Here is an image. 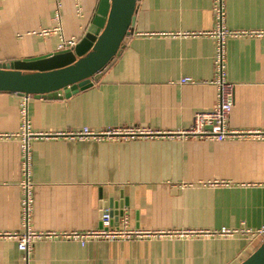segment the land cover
<instances>
[{
  "label": "crops",
  "instance_id": "crops-1",
  "mask_svg": "<svg viewBox=\"0 0 264 264\" xmlns=\"http://www.w3.org/2000/svg\"><path fill=\"white\" fill-rule=\"evenodd\" d=\"M61 1L67 38L96 31L100 0ZM213 3L138 0L133 33L93 84L68 97L29 96L32 129L49 134L31 141L32 227L96 229L109 208L124 212L113 215L115 226L126 216L130 228L154 233L84 246L42 239L30 264H239L260 246L263 239L247 229L264 227V138L70 135L85 126L174 133L211 110L216 41L180 33L213 29ZM55 9L56 0H0V64L62 50L59 34H40L55 25ZM226 9L230 29L264 31V0H226ZM226 51L236 85L229 126L264 133V35L230 37ZM25 96L0 92V264H22L17 240L4 234L22 228Z\"/></svg>",
  "mask_w": 264,
  "mask_h": 264
},
{
  "label": "built area",
  "instance_id": "built-area-1",
  "mask_svg": "<svg viewBox=\"0 0 264 264\" xmlns=\"http://www.w3.org/2000/svg\"><path fill=\"white\" fill-rule=\"evenodd\" d=\"M62 1L56 0V9L54 13L55 25L52 28L42 29L40 34L47 36L52 33L60 35V49H66L77 43L74 37L67 38L63 29ZM213 11L215 16V24L213 29L200 32H184L180 33L185 36H210L216 41L215 47V74L209 82L217 88V103L208 111H197L194 114V120L190 127L181 129L174 133H162L149 131L147 129L133 127H110L102 131H95L88 126L82 127L70 133L74 138L80 140L87 139H113L127 138L138 135H177L179 137H199L210 140L222 141L230 138H241L254 135L258 138H264L262 132H245L239 129H234L229 126V118L235 101L234 82L230 81L227 72V54L226 42L230 37L244 36H262L264 31H249L241 29H230L226 24V0H214ZM182 83L195 82L191 77L181 79ZM29 96H25L21 103V131L18 134L20 138L22 151V228L20 231L4 234L5 237L15 238L17 240L18 249L21 253L22 264H30L35 243L42 239H50L54 241H75L81 245L95 240H120L129 239L132 237L152 236L154 233L144 232L139 229L130 228L128 218L122 217V223L115 226L113 223L112 210L109 208L103 209L101 216L102 226L96 229L74 230V231H37L32 227L31 218L34 210V181L32 179V146L31 141L35 137L46 136L48 133L38 132L32 129L31 119L29 117L28 101ZM59 134V133H58ZM123 216V215H122ZM248 232L259 236L264 240V227L251 230ZM223 234L232 233L230 230H223Z\"/></svg>",
  "mask_w": 264,
  "mask_h": 264
},
{
  "label": "water",
  "instance_id": "water-1",
  "mask_svg": "<svg viewBox=\"0 0 264 264\" xmlns=\"http://www.w3.org/2000/svg\"><path fill=\"white\" fill-rule=\"evenodd\" d=\"M137 2L100 0L93 21L96 31L75 45L44 57L0 64V92L54 98L90 86L120 54L125 37L133 33ZM239 264H264V240Z\"/></svg>",
  "mask_w": 264,
  "mask_h": 264
}]
</instances>
